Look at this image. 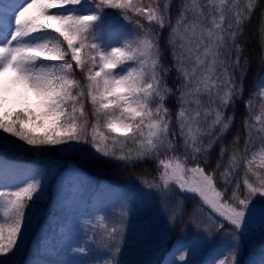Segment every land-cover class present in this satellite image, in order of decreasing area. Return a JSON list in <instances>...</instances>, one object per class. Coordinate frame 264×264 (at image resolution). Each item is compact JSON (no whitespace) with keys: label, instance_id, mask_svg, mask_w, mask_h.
<instances>
[{"label":"snow or ice","instance_id":"1","mask_svg":"<svg viewBox=\"0 0 264 264\" xmlns=\"http://www.w3.org/2000/svg\"><path fill=\"white\" fill-rule=\"evenodd\" d=\"M257 11L264 62V0H0V133L14 138L0 144V264H22L53 179L58 215L49 211L33 253L49 255L32 264H60L51 254L66 232L63 254L74 258L63 264H123L126 201L90 214L86 228L74 222L89 183L78 164L91 161L155 166L140 183L169 222L188 221L166 264H198V253L210 256L203 264H244L251 235H264V76L244 99ZM241 102L243 141L226 143ZM19 148L55 149L67 167L59 176L55 162L17 168L4 153ZM190 197L198 202L186 215ZM259 253L247 264H264V244Z\"/></svg>","mask_w":264,"mask_h":264},{"label":"rangeland","instance_id":"2","mask_svg":"<svg viewBox=\"0 0 264 264\" xmlns=\"http://www.w3.org/2000/svg\"><path fill=\"white\" fill-rule=\"evenodd\" d=\"M145 26L147 27V24H145ZM164 40L166 42L167 37L164 38ZM163 51L165 50L163 49ZM165 54L166 53L164 52L166 58L165 64L166 66H170L172 64L171 52L169 56ZM169 77L174 78V83L175 70L169 74ZM169 81L168 78V84L169 86H172L173 83ZM167 106L175 112L176 104L173 100H169ZM86 108L89 112L91 111L90 105H86ZM50 162H55L60 165L57 176H59V173L63 172L67 167V164L64 161L60 159L57 160L53 157H48L43 160H35V162L24 165L23 167H16L21 169L34 168L41 164L46 165ZM98 162H102L109 167H115L104 161ZM147 166L149 168H147L146 172L139 167V171L145 173L143 176L135 175L137 173V170L135 169H123L120 181H112L114 179L111 176L114 174L112 171L108 170L109 167L108 169L103 170L97 168H91L88 170L84 168V164H78V167H80L85 173V180L89 182L84 184L80 189L82 202L79 211L83 214L79 215L74 221L80 228L83 229L87 227L85 221L89 218L90 214L95 213L98 209H111L115 205L117 206V210H119V205L125 201L127 202L126 206L129 209V217L133 219L135 218V221L132 224L133 229L126 235L121 254L117 257V259L123 260V264H155L160 255L164 252L162 261L159 264H166L167 260L172 258L171 252L174 250L173 245H176L181 239L182 232L188 229L187 219L179 221V224L169 222L168 211L163 210L161 204H159L154 198V193H150V191L140 183L142 177L147 176L152 178L156 175L155 166L153 164H148ZM55 184L56 180L53 179L51 185L54 192ZM85 187L90 189L89 193H85ZM197 202V199L192 197L185 201L186 215L192 212L193 207ZM197 219L202 221L203 216L197 214ZM70 240V232H66L62 241L60 237H57V250L51 255H54L58 259H62L61 264L66 260L74 258L71 254L64 255L62 250V244H66L70 242ZM261 244H264V235L259 231H256L247 241L244 252L241 253V258L243 259L244 264H247L249 260L259 259V249ZM40 255L47 256L49 253L41 251ZM195 259L198 264H203L204 261L210 259V256L198 253ZM76 264H86V262L81 258Z\"/></svg>","mask_w":264,"mask_h":264},{"label":"trees","instance_id":"3","mask_svg":"<svg viewBox=\"0 0 264 264\" xmlns=\"http://www.w3.org/2000/svg\"><path fill=\"white\" fill-rule=\"evenodd\" d=\"M172 12V19L173 22L175 21V13H176V8L173 6L171 9ZM259 27H260V16H259V11L254 15L251 24L248 26L246 29V41H245V48L246 52L245 55L248 57L250 61V70L247 74V77L245 79L244 83V99L247 100L250 95L255 91L254 87L256 82L259 80L261 76H264V62L261 60L262 56V51H261V39H260V34H259ZM168 36V30L165 29L161 33V45L163 46V49L165 50L164 52L166 53L165 55L169 56L170 52L169 49L166 45V42L164 38ZM164 63L165 60H164ZM166 65V64H165ZM77 78L81 80V83H84L82 75L77 72ZM173 77H169V82L173 83ZM246 115V110L244 107L243 102L237 104L236 106V113H235V123L234 126L230 132V134L227 137L226 143H230L232 136L233 135H239L241 137V141H243L245 132L243 128V121L244 117ZM5 134L0 133V144L7 145L10 140H13L14 138H4ZM16 143H19L16 141ZM219 154V145L216 146L213 150V156H212V163L214 164L217 157ZM6 158L13 163L18 164H26V163H31L35 162V160H43L48 157H53L57 160H62L64 159L60 156L55 149L51 150H44V151H36V150H30L27 148H19V149H13L11 151H6L4 153ZM58 157V158H57ZM65 162V161H64ZM84 164V168L86 169H91V168H97V169H108L109 166L105 165L102 162L98 161H91L87 163H80ZM149 168L148 166H146ZM142 168V167H140ZM143 169V168H142ZM109 171H112L114 175L111 177L114 179L112 181H120L122 178V170L121 168H115V167H109ZM137 170V173L135 175L137 176H143L145 173L143 171H139V167L135 168ZM144 170V169H143ZM101 177V176H99ZM114 184V183H113ZM54 195L55 192L52 188V185L49 186L48 188V198L46 202L42 205L43 208V214L39 219V222L34 226L31 234L29 235L27 241L25 242V247L22 250L21 256L19 259L21 260L22 264H32L33 261V253H35L39 242L41 240V237L44 235V231L46 230V222L48 220L49 216V211L51 210L54 214L58 215L55 209V203H54ZM135 218H130L128 217V228L126 235L129 234L130 231H132L133 226L132 224L134 223ZM163 256V253L160 255L158 261L161 259ZM157 261V262H158ZM156 264V263H155Z\"/></svg>","mask_w":264,"mask_h":264},{"label":"bare ground","instance_id":"4","mask_svg":"<svg viewBox=\"0 0 264 264\" xmlns=\"http://www.w3.org/2000/svg\"><path fill=\"white\" fill-rule=\"evenodd\" d=\"M166 259V258H165Z\"/></svg>","mask_w":264,"mask_h":264}]
</instances>
